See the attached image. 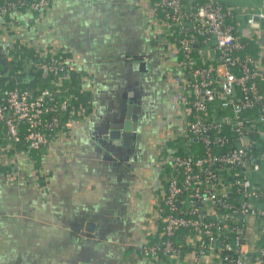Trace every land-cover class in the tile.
Returning <instances> with one entry per match:
<instances>
[{"label":"crops","instance_id":"1","mask_svg":"<svg viewBox=\"0 0 264 264\" xmlns=\"http://www.w3.org/2000/svg\"><path fill=\"white\" fill-rule=\"evenodd\" d=\"M221 1L240 16L242 42L255 41L264 58V19L256 33L246 24L264 0ZM49 2L0 18V98L16 85L72 95L69 122L39 151L0 128V264H152L141 247L157 229L161 149L177 142L184 123L170 108L178 63L171 31L154 0ZM51 49L69 62L62 82L43 66ZM127 102L134 138L106 149L100 141L125 119ZM89 221L95 233L87 235Z\"/></svg>","mask_w":264,"mask_h":264},{"label":"built area","instance_id":"2","mask_svg":"<svg viewBox=\"0 0 264 264\" xmlns=\"http://www.w3.org/2000/svg\"><path fill=\"white\" fill-rule=\"evenodd\" d=\"M49 5L6 0L0 18ZM153 7L176 47L170 108L184 123L177 142L161 149L164 193L154 241L141 252L152 264H264V187L255 183L264 158V58L242 55L240 16L221 0H154ZM261 7L246 20L252 33ZM41 59L59 82L69 78L58 51ZM71 102L60 87L32 94L13 86L0 98V128L39 151L69 122Z\"/></svg>","mask_w":264,"mask_h":264},{"label":"water","instance_id":"3","mask_svg":"<svg viewBox=\"0 0 264 264\" xmlns=\"http://www.w3.org/2000/svg\"><path fill=\"white\" fill-rule=\"evenodd\" d=\"M259 20V18H256ZM126 111H125V119L118 120L116 119L115 124L110 131L108 130L107 134L104 135L100 144L102 147L110 150V146H124L127 147L131 140L134 138V132L136 131L135 126L133 124V113L134 107L130 102L126 103ZM85 232L87 235L95 233V224L89 221L86 224Z\"/></svg>","mask_w":264,"mask_h":264},{"label":"trees","instance_id":"4","mask_svg":"<svg viewBox=\"0 0 264 264\" xmlns=\"http://www.w3.org/2000/svg\"><path fill=\"white\" fill-rule=\"evenodd\" d=\"M244 44V53L242 55H251L253 57H257L258 54V46L256 45L255 41H244L242 42ZM262 87H264V82L261 83V92H262Z\"/></svg>","mask_w":264,"mask_h":264}]
</instances>
